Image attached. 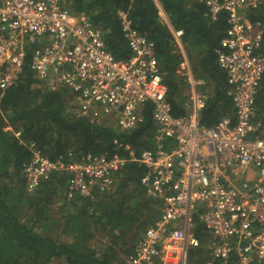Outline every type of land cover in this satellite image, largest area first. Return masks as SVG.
Masks as SVG:
<instances>
[{"label": "built area", "instance_id": "2783aa9c", "mask_svg": "<svg viewBox=\"0 0 264 264\" xmlns=\"http://www.w3.org/2000/svg\"><path fill=\"white\" fill-rule=\"evenodd\" d=\"M66 3L0 0V103L23 74L29 44L35 45L31 68L36 77L67 87L76 95L78 114L91 122L109 119L131 130L143 122L142 108L151 103L156 145L142 149L138 161L147 169L141 182L146 195L162 199L161 215L126 264H189L191 251L201 246L195 236L198 211L209 237L207 264L228 260L235 252L240 264H264V129L255 123L264 76V29L248 18L259 0H207L213 19L227 12L228 28L217 55L235 110L214 127L199 119L207 96L199 92L191 67L188 73L179 71L192 84L188 114L174 116L155 44L139 33L126 12L118 15L131 56L121 60L107 49L90 18L74 14ZM173 31L182 47L183 33ZM30 149L24 169L28 191L63 175L70 198L94 199L96 193L111 191L129 160L120 154H75L72 160L53 161L34 144ZM251 168L258 170L255 179L248 177Z\"/></svg>", "mask_w": 264, "mask_h": 264}, {"label": "trees", "instance_id": "16d2710c", "mask_svg": "<svg viewBox=\"0 0 264 264\" xmlns=\"http://www.w3.org/2000/svg\"><path fill=\"white\" fill-rule=\"evenodd\" d=\"M66 6L74 14L85 13L102 32L107 49L121 60L131 51L118 13L128 14L139 33L155 44L174 116L188 114L184 108L190 101L188 85L177 73L186 59L194 77L205 81L202 90L208 100L200 111L201 123L214 127L235 115L227 74L217 55L228 28L227 12L213 19L207 0H67ZM248 18L264 29V0L248 11ZM173 29L183 33L182 47L176 44ZM34 46H27L23 74L0 103V264H125L161 215L162 199L146 195L141 182L147 169L138 161L142 149L155 146L152 105L143 106V122L131 130L109 119L91 122L72 109L67 87L53 90L36 77L31 68ZM256 105V121L264 124V76ZM33 144L53 161L72 160L75 154L77 158L120 154L129 160L116 174V189L96 193L94 199L79 194L70 198L67 178L56 174L30 192L24 169ZM195 225L201 246L191 251L189 264H207L209 237L199 211ZM213 264H240L239 255L235 252Z\"/></svg>", "mask_w": 264, "mask_h": 264}, {"label": "crops", "instance_id": "0c3cea01", "mask_svg": "<svg viewBox=\"0 0 264 264\" xmlns=\"http://www.w3.org/2000/svg\"><path fill=\"white\" fill-rule=\"evenodd\" d=\"M163 15V14H162ZM226 34V33H225ZM178 42H176V44H177ZM178 45V44H177ZM181 45H182V43H181ZM179 46V45H178ZM190 67H191V64H190V62L186 59V61L181 65V67L178 69V71H177V73H178V75L180 76V77H182L183 79H184V82L188 85V90H187V97H189V99H190V94H191V90H192V84H191V82H190V80H188L183 74H181L179 71H183L184 73H188L189 72V69H190ZM221 68V67H220ZM191 69H192V67H191ZM193 72V71H192ZM194 75V74H193ZM195 78V77H194ZM39 79V78H38ZM196 79V78H195ZM40 80V82H42L46 87H48V88H51V89H53V90H55V89H57V88H62L63 86H52V84L51 83H49V82H47V81H45V80H41V79H39ZM197 80V87H198V89H199V92L200 93H202L203 95H206L207 96V94L205 93V92H203V90H202V87L205 85V81L204 80H202V79H196ZM260 87H261V85H260ZM69 90V89H68ZM70 91V90H69ZM259 93H260V89H259ZM258 96H259V94H258ZM258 96H257V98H258ZM70 97H72V102H71V105H72V109L77 113V115H79L78 114V104H77V99H76V95H73L72 94V92L70 91ZM74 97H75V101H74ZM207 100H208V96H207ZM207 102V101H206ZM187 103V102H186ZM256 103H257V100H256ZM205 105H206V103H205ZM205 105H204V107H205ZM203 107V108H204ZM184 108L186 109V106H184ZM202 108V109H203ZM201 109V110H202ZM200 110V111H201ZM258 108H257V105H256V118H257V115H258ZM256 118H255V123L256 124H258V125H260L263 129H264V124H262V123H260V122H257L256 121ZM102 123H103V121H102ZM118 127V126H117ZM12 130V128L10 127V128H8L7 130ZM19 133V132H18ZM18 133H16V134H18ZM153 142H154V144L156 145V143H155V140H154V135H153ZM154 148H155V146H154ZM154 148H150V149H154ZM258 176V170L256 169V168H251V170L249 171V175H248V177H249V179H255L256 177ZM242 177H238V179L240 180ZM117 181V180H116ZM112 191V190H111ZM109 192V191H108ZM126 260H127V257L125 258ZM126 264V263H125Z\"/></svg>", "mask_w": 264, "mask_h": 264}, {"label": "rangeland", "instance_id": "374dc122", "mask_svg": "<svg viewBox=\"0 0 264 264\" xmlns=\"http://www.w3.org/2000/svg\"><path fill=\"white\" fill-rule=\"evenodd\" d=\"M187 94H188V93H187ZM115 189H116V187L114 186L112 190H115ZM193 250H194V249H193ZM189 258H190V257H189ZM125 260H126V259H125Z\"/></svg>", "mask_w": 264, "mask_h": 264}]
</instances>
